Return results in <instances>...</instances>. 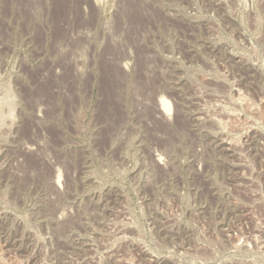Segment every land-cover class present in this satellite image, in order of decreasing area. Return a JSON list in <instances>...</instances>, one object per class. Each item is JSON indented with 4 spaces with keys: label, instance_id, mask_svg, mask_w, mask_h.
Returning a JSON list of instances; mask_svg holds the SVG:
<instances>
[{
    "label": "rangeland",
    "instance_id": "rangeland-1",
    "mask_svg": "<svg viewBox=\"0 0 264 264\" xmlns=\"http://www.w3.org/2000/svg\"><path fill=\"white\" fill-rule=\"evenodd\" d=\"M56 1L0 0V264H264V0Z\"/></svg>",
    "mask_w": 264,
    "mask_h": 264
},
{
    "label": "bare ground",
    "instance_id": "bare-ground-1",
    "mask_svg": "<svg viewBox=\"0 0 264 264\" xmlns=\"http://www.w3.org/2000/svg\"><path fill=\"white\" fill-rule=\"evenodd\" d=\"M57 2V1H56ZM58 2H62L61 0L59 1L58 0ZM58 2L56 3V4H58ZM64 3V2H63ZM63 3H59V4H63ZM60 6V5H59ZM63 6V5H62ZM59 8V7H58ZM160 100H159V109L162 111V112H165L166 110H169V102L165 99V98H163V97H161V98H159ZM60 177H61V174L59 173V172H57L56 173V176H55V181L58 183V181H59V179H60Z\"/></svg>",
    "mask_w": 264,
    "mask_h": 264
}]
</instances>
